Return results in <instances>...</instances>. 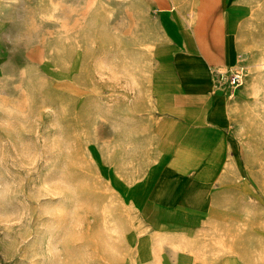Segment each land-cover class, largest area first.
Masks as SVG:
<instances>
[{
    "label": "rangeland",
    "instance_id": "374dc122",
    "mask_svg": "<svg viewBox=\"0 0 264 264\" xmlns=\"http://www.w3.org/2000/svg\"><path fill=\"white\" fill-rule=\"evenodd\" d=\"M173 1L242 69L218 134L154 0H0V264H264V0Z\"/></svg>",
    "mask_w": 264,
    "mask_h": 264
},
{
    "label": "crops",
    "instance_id": "0c3cea01",
    "mask_svg": "<svg viewBox=\"0 0 264 264\" xmlns=\"http://www.w3.org/2000/svg\"><path fill=\"white\" fill-rule=\"evenodd\" d=\"M154 5L159 12V22L164 39L158 51L159 57L163 56L168 61L175 77H177V70L173 62L175 63L176 58L180 57L179 60H182V53L191 57L187 59L189 60L188 65H191L190 79L179 78L176 79V83L177 87L183 90V96L188 94L190 99L197 103L194 107L197 116L195 118L197 127L195 128H205L213 135L220 133L224 128V117H227L224 107L229 94L216 86L214 79L217 71L214 72L212 62L221 61L216 66H224L226 70L236 66L237 62L233 63L235 57L232 59V54L229 53V45L223 42V50L219 53L214 51L209 43L201 44L200 41L208 40L207 29L202 27L201 23L193 27L183 25L179 20L173 0H154ZM215 19H226V16L223 13ZM200 60L204 62L200 63ZM205 65L209 66L204 67ZM203 68L205 77L201 81L202 77L197 75L203 72Z\"/></svg>",
    "mask_w": 264,
    "mask_h": 264
},
{
    "label": "built area",
    "instance_id": "2783aa9c",
    "mask_svg": "<svg viewBox=\"0 0 264 264\" xmlns=\"http://www.w3.org/2000/svg\"><path fill=\"white\" fill-rule=\"evenodd\" d=\"M216 86L222 88L229 96L233 95L243 83V72L238 65L230 67L226 71H217L215 74Z\"/></svg>",
    "mask_w": 264,
    "mask_h": 264
}]
</instances>
